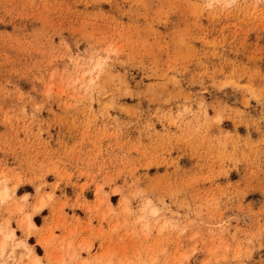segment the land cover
<instances>
[{"label": "rangeland", "instance_id": "1", "mask_svg": "<svg viewBox=\"0 0 264 264\" xmlns=\"http://www.w3.org/2000/svg\"><path fill=\"white\" fill-rule=\"evenodd\" d=\"M1 188L0 264H264V0H0Z\"/></svg>", "mask_w": 264, "mask_h": 264}, {"label": "crops", "instance_id": "2", "mask_svg": "<svg viewBox=\"0 0 264 264\" xmlns=\"http://www.w3.org/2000/svg\"><path fill=\"white\" fill-rule=\"evenodd\" d=\"M38 217H40V221L39 222L36 220ZM48 219H49V213H43V211L41 213L36 214L34 216V221H35V223L38 224V227L39 226L40 227H42V226L46 227L47 223H48ZM45 230H46V228H44V231ZM18 234L20 236H23V233H22V231L20 229H17V235ZM28 241L30 242L31 245L34 246V249H33L34 252L32 253V255H34V256L36 255V256H38V258H42V259L45 258V259H43V262L47 261L48 259L46 257L47 256L46 255V251H45V249H43L39 245V243L37 241V237L35 235L29 236Z\"/></svg>", "mask_w": 264, "mask_h": 264}, {"label": "bare ground", "instance_id": "3", "mask_svg": "<svg viewBox=\"0 0 264 264\" xmlns=\"http://www.w3.org/2000/svg\"><path fill=\"white\" fill-rule=\"evenodd\" d=\"M7 197H9V193H8V189H6V188H1L0 189V199L1 200H5ZM42 207H43V205L42 204H40L39 206H37V208H36V210L37 211H39V210H41L42 209ZM28 230H30V229H32L33 227H35V224L32 222V220H31V218L29 217V219H28ZM14 236H15V233H14V231L13 230H9V231H5V233H4V237H3V239H2V241H1V247H2V252H4L5 251V249H6V246H7V243L10 241V240H12L13 238H14ZM44 242V241H43ZM25 244V243H24ZM43 244H46V241L43 243ZM107 257V256H106ZM32 264H42L41 263V260H40V258H38V256H34L33 257V260H32Z\"/></svg>", "mask_w": 264, "mask_h": 264}]
</instances>
